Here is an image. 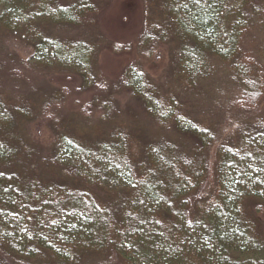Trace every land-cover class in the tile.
<instances>
[{"label": "trees", "instance_id": "16d2710c", "mask_svg": "<svg viewBox=\"0 0 264 264\" xmlns=\"http://www.w3.org/2000/svg\"><path fill=\"white\" fill-rule=\"evenodd\" d=\"M155 8L143 55L149 56L151 42L174 43L177 77L198 83L224 69L239 90V112L255 111L264 99V66L258 61L264 57V3L156 0ZM93 14L91 0H0V35L15 34L32 50L29 60L0 62V264H83L108 252L126 264H264L263 121L236 131L235 146L217 155L209 195H197L206 182L207 153L218 139L208 128L180 125L173 101L160 105L153 86L134 75L111 88L96 82L92 89L102 95L128 91L157 129L194 143L185 152L175 142L160 141L132 160L129 144L115 131L91 148L64 139L48 163L81 189L36 177L37 152L21 126L43 120L55 127L60 98L45 97L33 107L20 96L15 102L5 97L26 89L28 75L19 69L48 66L50 55L60 66H84L93 45L51 38L39 27L78 29L89 26ZM250 35L260 39L252 50L245 48ZM89 119L84 112L81 122ZM105 190L119 196L98 201ZM244 202L253 203L250 211Z\"/></svg>", "mask_w": 264, "mask_h": 264}, {"label": "rangeland", "instance_id": "374dc122", "mask_svg": "<svg viewBox=\"0 0 264 264\" xmlns=\"http://www.w3.org/2000/svg\"><path fill=\"white\" fill-rule=\"evenodd\" d=\"M91 1L94 14L91 15L93 21L89 26L74 29L42 24L39 27L41 32L47 31L46 34L51 38L62 41L79 39L93 45L92 55L84 66H60L55 63L54 55H50L48 66L37 64L36 70L32 72L19 69L23 77L28 75L26 89L10 91L4 98L7 102H15L21 101L17 98L20 96L25 104L33 107L45 97L60 98L55 127L43 120L21 126L26 142L37 152L36 177L44 182L81 189L77 183L61 176L59 169L49 165L52 150L64 139L91 148L99 137L112 131L116 132L125 146L129 144L132 160L133 156L136 158L140 155L142 149L153 147L160 141L175 142L188 152L187 148L194 143V139L179 137L171 129H157L146 119L141 102L130 96L128 91L115 92L109 96L92 89L93 83L111 88L118 85L122 78L133 81L134 75L141 84L153 86L155 100L160 105L168 98L173 101L174 112L178 111L177 117L180 115V125L190 122L208 128L209 136L218 139V144L210 147L207 153L206 182L197 194L209 195L218 153H225L235 146L238 129L250 130L258 121L264 124V99L252 113L239 112L234 104L238 100L239 90L229 81L224 69L217 68L211 77L198 83L184 82L177 77V72H180L179 53L174 43L151 42L149 56L143 55L141 50L147 46L145 36L156 23V0ZM261 2L264 3V0ZM259 42L258 36L250 35L245 48L252 50ZM31 56V48L15 34L0 35V62H5L7 57L26 61ZM258 61L264 66L262 55ZM84 112L90 116L87 123L81 122ZM117 195L105 190L100 191L97 198L100 202L111 203ZM243 206L250 211L253 203L244 202ZM83 264L126 263L108 252L104 256L88 257Z\"/></svg>", "mask_w": 264, "mask_h": 264}]
</instances>
